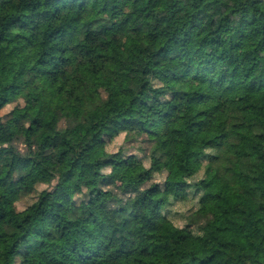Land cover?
<instances>
[{
    "label": "trees",
    "instance_id": "obj_1",
    "mask_svg": "<svg viewBox=\"0 0 264 264\" xmlns=\"http://www.w3.org/2000/svg\"><path fill=\"white\" fill-rule=\"evenodd\" d=\"M0 264H264V0H0Z\"/></svg>",
    "mask_w": 264,
    "mask_h": 264
},
{
    "label": "rangeland",
    "instance_id": "obj_2",
    "mask_svg": "<svg viewBox=\"0 0 264 264\" xmlns=\"http://www.w3.org/2000/svg\"><path fill=\"white\" fill-rule=\"evenodd\" d=\"M181 123H175L174 127L175 129L180 128ZM163 140L166 142V144L168 146L171 147L172 153L169 156V159L167 161L168 163V167L171 171V177L178 179L181 177V170H182V155H181V151H182V144L179 142V140L176 137V134H168L165 138H163ZM38 172V168L32 169L31 170V174L32 176H34V178L36 177L35 175ZM121 176V172L117 171L116 174V178L117 180L120 178ZM24 208L23 204H17V209L18 210H22ZM151 233L153 234L154 232L151 231Z\"/></svg>",
    "mask_w": 264,
    "mask_h": 264
}]
</instances>
